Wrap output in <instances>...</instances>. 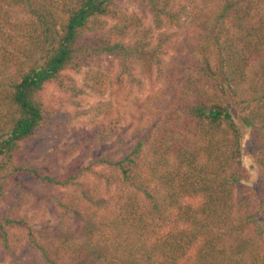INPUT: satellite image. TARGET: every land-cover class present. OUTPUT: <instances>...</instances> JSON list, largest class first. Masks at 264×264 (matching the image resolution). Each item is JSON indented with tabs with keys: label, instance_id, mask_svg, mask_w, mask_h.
Here are the masks:
<instances>
[{
	"label": "trees",
	"instance_id": "obj_1",
	"mask_svg": "<svg viewBox=\"0 0 264 264\" xmlns=\"http://www.w3.org/2000/svg\"><path fill=\"white\" fill-rule=\"evenodd\" d=\"M184 17L192 31L169 69ZM83 67L113 69L109 85L138 91L154 77L160 96L137 108L132 140L62 175L28 166L22 145L44 128L111 114L98 101L58 118L79 105L84 91L69 72ZM52 89L62 95L49 106ZM121 118L101 122L86 155L115 137ZM236 120L254 129L262 197L244 186ZM22 176L49 190L57 220L33 228L24 214L0 213L7 257L23 245L45 264H264V0H0V198Z\"/></svg>",
	"mask_w": 264,
	"mask_h": 264
},
{
	"label": "rangeland",
	"instance_id": "obj_2",
	"mask_svg": "<svg viewBox=\"0 0 264 264\" xmlns=\"http://www.w3.org/2000/svg\"><path fill=\"white\" fill-rule=\"evenodd\" d=\"M121 6L128 13L138 12L137 8L131 3L122 2ZM112 22L110 21V23ZM148 22H150L149 17H146L145 23ZM175 29V34L171 36L170 47L164 56L165 65L169 69L177 62L178 55L176 50L179 48V41L192 31L188 25V17L182 18L180 28ZM168 30L173 31L172 29ZM105 63H107L106 60ZM112 70L103 71L100 69L96 72L95 68L83 67L79 73L69 72L76 85L83 88L84 93L73 98V100L78 101L79 105H72L66 111L58 112V118H64L63 116L68 111L71 115L75 111L88 110L98 101H109L112 106L111 114L103 115L102 119L89 116L88 114L76 115L67 127L60 126L58 129L44 128L36 137L22 145L23 161L28 166L42 167L43 169H48L47 167H49V170L52 169L62 175L69 167L77 165L82 159L83 163L86 164L92 159V155H97L99 151L111 146L112 141H116L117 138L120 137L124 141L133 139L134 131L138 125L136 110L147 97H152V95L160 96L161 82L153 77L154 85L145 81L141 91L136 90L134 87L129 88L126 84L112 86L106 82L107 78L113 77L114 72ZM47 94H52V96L46 98L45 94L42 97L44 98V103L49 106H54L57 99L59 102V98L62 95L56 89H52L51 92L47 91ZM56 95H58V98ZM116 116H121L122 118L118 123L119 130L115 137L105 145L100 146L98 151H91V156L86 155L85 150H88L90 146L84 142L85 139L94 133L101 122L106 123L109 119ZM236 122L242 134L240 162L242 167L249 173V178L244 182V186L250 189L256 197H262L260 193L262 187H260L257 180L258 172L251 157V151L256 140V138L254 139V129L242 126L237 120ZM85 182V187H88L89 183L92 182V177L87 175ZM48 192L47 188L40 186L34 179L26 176L14 178L7 183L2 193L0 213L24 214L33 228H38L41 223H45L44 227L53 229L57 220V210L53 203L44 196ZM98 192L102 195V187L99 188ZM256 221L260 227L264 228V207L256 215ZM35 255L23 245L15 253H11L10 258L0 250V264H45L42 260L37 259Z\"/></svg>",
	"mask_w": 264,
	"mask_h": 264
}]
</instances>
